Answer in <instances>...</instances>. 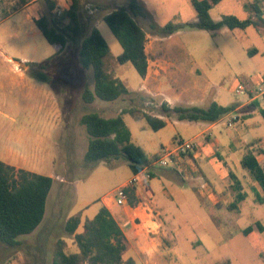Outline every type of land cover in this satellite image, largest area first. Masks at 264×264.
<instances>
[{"label": "crops", "instance_id": "obj_1", "mask_svg": "<svg viewBox=\"0 0 264 264\" xmlns=\"http://www.w3.org/2000/svg\"><path fill=\"white\" fill-rule=\"evenodd\" d=\"M55 1L57 10L59 7L63 8V6L67 8L70 4V0ZM15 4L16 0H0V15H2V17L0 16V96L6 98L10 109L14 110L18 119H21L28 111L36 113L38 110H44L45 118H47V88L35 74L47 75V67L50 63H47V60L52 55L36 58L37 48L29 40L41 34L34 25V21L42 15L41 2L33 1L28 5L14 8ZM242 5L244 8L249 6L252 9L247 18L256 21L257 25L249 27L256 28V31L261 35L260 42L264 45V0H242ZM215 7L209 10V14L214 21H218L223 16L217 18L212 16ZM237 18L241 19L240 17ZM141 28L143 29V27ZM235 30L222 28L216 32H209L213 36L228 35L232 37L226 43L229 47L228 53L224 56L220 55V62L210 67V71L195 61L182 62L177 57L176 47H184L177 39L181 30L168 36H161L156 33L148 34L144 31L146 34L145 55L148 67L145 77L141 78L139 88L133 90L127 87L125 80L116 71L113 75L120 79L130 92L129 95L121 96L125 97L127 104L118 108L112 116L97 113L104 118L129 115L121 114V111L135 108L127 106L134 104V95L153 101L154 109L151 111H147L144 107L138 109L158 118H162L158 114V110L163 102L170 107L208 108L212 103L222 107L233 105L232 111L211 123L181 121L173 116L167 118L165 127L155 131L160 149H155L156 144L152 140H146L143 144H135L133 134L125 119L122 118L130 131L131 141L142 148L149 159L158 155L161 151L174 150L177 140L182 139L181 137H175L173 142L168 143L164 139V131H171L175 134L183 128L194 130L191 139L195 140L198 145L195 153H192L188 158L179 160L174 169L176 171L187 169L200 172L201 177L197 179L201 182L193 184L191 190L198 196L201 205L207 207V222L213 226L214 223L219 222L231 224L232 232L229 226L223 225L221 228L226 233L225 236H231L234 231L242 234L244 229L253 226L256 222L260 223V220L264 218V203L257 201L254 194L256 192L260 199H264V190L241 167L243 156L246 152L251 151L264 168V100L257 96V83L259 78L264 80V75L249 76L245 85L236 83L234 94L238 84H241L245 89L244 99L241 102L230 101L226 87L221 85L220 82L224 74L228 75L234 72V69H236L234 67L235 62L240 66V61L244 63L251 56L257 55H262L264 59V51H261L256 44H251L248 48L241 46L238 40L233 37ZM17 31H21L22 36L15 34ZM9 39L19 41V48L23 50L19 57H14L7 48L2 47L5 40ZM41 64L45 66L40 67ZM7 65H10V69L13 68L14 70V78L10 79L9 82L4 78ZM37 69L39 71L34 72ZM147 104L148 101L144 103L145 106ZM49 105L51 109L52 103ZM9 158L10 160L0 157V161L15 168L51 177L55 182L56 174L42 171L43 162L31 165L15 163L11 159L12 156ZM229 172L233 173L239 180L242 192L245 194V199L232 211L228 210V206L234 197V193L230 189ZM148 181L140 175L138 183L133 187L137 199L135 205L116 206L111 195L99 202L93 200L87 203L82 212L74 214L80 216V224L76 232L81 233L84 221L92 219L101 207H106L120 223L127 241V248L122 256L123 262L131 260L132 264H207L205 261L207 252L205 250L203 253L197 251L199 245L197 238L187 227L176 224L183 221L174 211L173 198H180L188 203V198L184 195V187L173 184L168 185L169 188L163 186L161 190L154 192L155 188L153 187L155 186L152 187L150 181ZM71 216H68V218ZM163 216L166 219H163ZM41 224L33 233L20 239L33 237ZM261 226L262 230L260 231L253 229L247 236L242 235L249 240L261 264H264V225L261 224ZM206 234L211 237V234ZM66 238H69L71 244V246L68 244L67 248L71 247L73 249L71 253L76 252L77 249L74 250L73 239L64 237L66 243ZM224 260H227V257H224Z\"/></svg>", "mask_w": 264, "mask_h": 264}, {"label": "rangeland", "instance_id": "obj_2", "mask_svg": "<svg viewBox=\"0 0 264 264\" xmlns=\"http://www.w3.org/2000/svg\"><path fill=\"white\" fill-rule=\"evenodd\" d=\"M126 1L79 0L80 18L83 25L82 35L68 40L64 51L50 61L47 67L48 73L42 80L48 92L47 118H45L44 110H38L36 113L28 111L21 119H18L14 110L10 109L6 98L0 96V157L10 160L9 157L12 156L11 159L15 163L31 165L43 162L42 171L44 173L56 174L55 182L47 198L45 218L40 228L33 237H28V239H20L26 236L20 237V245L15 248L0 244V264H50L56 239L66 237L64 224L68 216L82 212L90 201L99 202L109 197L132 178L133 173L123 159L111 163L100 161L88 170V165L84 161L88 135L79 123L81 116L85 113L95 112L104 116H112L118 108L127 104L125 97L112 102L96 98L92 103L85 104L81 100V92L84 87L92 89L94 79L92 70L81 69L77 60L80 41L88 35L94 21L103 18L113 9L124 6ZM139 1L143 5L145 17L136 18V22L148 34L156 33L163 36L151 25L160 29L168 23L184 25L196 21L191 0ZM65 7H59L58 10L62 11ZM43 9L41 3L42 13ZM251 12L252 9L249 6L243 7L242 0H222L212 11V16L217 18L218 16L235 15L246 19ZM180 30L181 33L177 39L184 47H176V55L182 62L195 61L210 71V67L220 62V55L224 56L228 53L229 47L226 43L232 38L228 35L213 36L207 31L188 28ZM15 34L22 36L21 31ZM105 35L112 40L109 55L105 60L107 69L113 74L117 71L116 73L125 80L127 87L133 90L138 89L141 77L130 63L119 65L116 62L117 56L122 51L121 46L111 31L106 32ZM233 37L245 48L256 44L261 51H264V45L260 42L261 35L254 27L236 29ZM29 40L37 48L36 58L52 55V47L41 34ZM4 43L2 47L7 48L14 57H19L23 53V50L19 48L18 40L9 39ZM234 67H236L234 72L224 74L220 82L226 87L230 101L241 102L244 96L234 94L236 83L245 85L249 76L264 75V59L262 55L251 56L244 63L240 61V66L235 62ZM38 71L39 69L34 70V72ZM4 73V78L8 82L14 78V70L10 69V65H7ZM35 76L38 77L37 74ZM133 97L134 104H129L128 107H144L147 111L154 109L153 101L142 99L138 95ZM146 101L148 104L145 106ZM50 103H52L51 109ZM121 118L125 119L130 128L135 144H143L146 140H152L156 144L155 149H160L157 133L152 131L144 120H135L130 115H121ZM193 131L192 128H183L175 134L171 131H164V139L168 143L173 142L175 137L192 140ZM149 170L152 175L149 181L152 187L155 186L153 187L154 192H158L163 186L169 188L168 185L173 184L184 187V195L188 198V203L180 198H173L174 211L183 221L176 224L187 227L197 238L199 241L197 251L207 252L205 255L207 264H261L255 249L241 233L234 231L231 236H225L226 233L221 228L223 225L230 227V223L219 222L214 223L213 226L207 222V207L201 205L198 196L191 190L193 184L201 182L197 179L201 177L199 171L194 172L187 169L176 171L174 167L163 168L158 164L152 165ZM164 218L166 219L165 216ZM260 223L264 225V218L260 220ZM229 229L233 231L232 227ZM206 233L211 234V237ZM66 240L67 245L71 246L69 238ZM72 250L71 247L67 248L68 252ZM74 250H76L75 246ZM224 257H227V260H224Z\"/></svg>", "mask_w": 264, "mask_h": 264}, {"label": "trees", "instance_id": "obj_3", "mask_svg": "<svg viewBox=\"0 0 264 264\" xmlns=\"http://www.w3.org/2000/svg\"><path fill=\"white\" fill-rule=\"evenodd\" d=\"M33 1H40L44 7L42 15L34 21V25L52 47L53 54L47 60L48 63L64 51L69 39L81 37L83 25L80 18V2L70 0L69 6L59 15L55 12L57 9L55 0H16L14 8L28 5ZM220 1L191 0L196 15L195 23L184 25L168 23L160 29L152 25L151 27L163 36H168L184 28L216 32L222 28L246 29L257 25L256 21L250 18L241 20L235 15H225L214 21L209 10ZM137 17H145L143 5L139 0H127L124 6L113 9L103 19L122 49L116 62L120 65L130 63L143 78L148 67L145 55L146 34L137 24L135 20ZM79 45L78 64L81 69H91L94 79L93 88L84 87L81 92V100L85 104L92 103L96 98L112 102L130 94L125 84L107 69L105 60L110 49L94 27ZM37 76L41 80L45 79L40 73H37ZM233 107V105L222 107L216 103H212L208 108L170 107L163 102L158 110L162 118L152 116L138 108L123 109L121 114H129L137 120L143 119L152 131H158L165 127L166 119L172 116L181 121L211 123L232 111ZM79 123L88 135L84 155L88 170L100 161L111 163L123 159L128 163L130 171L137 174L156 157L147 158L142 148L131 141L130 131L120 115L104 118L95 112L85 113ZM241 167L264 190V168L251 151L243 156ZM229 179L234 197L228 210L232 211L245 199V194L239 180L231 172ZM52 185L51 177L15 168L0 161V244L15 248L20 245V237L30 235L38 228L45 216L47 198ZM127 192L129 204L135 205L137 199L133 188ZM254 194L257 201L264 203V199H260L256 192ZM79 224L78 214L69 217L64 224V233L66 237L73 239L77 251L68 252L64 237H59L55 241L50 264H132L131 260L123 262L122 256L127 248V241L120 223L106 207H101L92 219L84 221L81 233L76 232ZM253 229L260 231L262 226L256 222L244 229L242 234L247 236Z\"/></svg>", "mask_w": 264, "mask_h": 264}, {"label": "built area", "instance_id": "obj_4", "mask_svg": "<svg viewBox=\"0 0 264 264\" xmlns=\"http://www.w3.org/2000/svg\"><path fill=\"white\" fill-rule=\"evenodd\" d=\"M58 15L61 13L60 10L55 11ZM245 93V89L241 84H238L235 89L236 95H243ZM257 96L264 100V80L259 78L257 83ZM198 145L195 140H182L179 139L176 142V148L171 151H161L158 155H156L155 159L147 165L141 172L137 174H133V178L128 181L125 185L116 189L111 195L113 203L116 206H128L129 205V195L127 190L133 188L139 180V176L142 175L145 180L151 179V172L149 168L158 164L160 167H175L176 163L179 160H183L188 158L192 153H195Z\"/></svg>", "mask_w": 264, "mask_h": 264}, {"label": "clouds", "instance_id": "obj_5", "mask_svg": "<svg viewBox=\"0 0 264 264\" xmlns=\"http://www.w3.org/2000/svg\"><path fill=\"white\" fill-rule=\"evenodd\" d=\"M93 27L96 31H98L102 38L106 40V43H108L109 47L112 44V40L105 35L106 32L110 31L108 28V25L104 21L103 18H99L96 21H94Z\"/></svg>", "mask_w": 264, "mask_h": 264}]
</instances>
